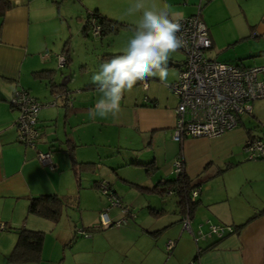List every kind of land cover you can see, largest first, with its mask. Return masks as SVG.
I'll list each match as a JSON object with an SVG mask.
<instances>
[{"label":"crops","instance_id":"obj_1","mask_svg":"<svg viewBox=\"0 0 264 264\" xmlns=\"http://www.w3.org/2000/svg\"><path fill=\"white\" fill-rule=\"evenodd\" d=\"M7 1L8 7L0 4L3 8L0 13V224H5L4 229L0 228V264H67L66 258L64 263L59 258L60 243L67 239L57 225L60 219L55 222L29 213L30 198L56 193L79 206L81 200L99 192L94 189L99 181L109 182L120 197H123L121 188L135 184L145 190L159 184L162 190L143 193L149 197V211L140 210L139 218L132 217L134 226L128 230L145 240L144 250L131 248L138 252V257L133 253L135 264H264V160L250 159L244 149L250 135H264V98L252 103V113L241 117L237 129L218 137H188L183 144L173 137L179 98L170 88L179 77L170 81L169 74L166 84L158 77L146 83L138 82L143 92L150 93L129 98L126 92L117 117L93 119L89 111L100 98V92L89 85L95 83L84 80L75 93L69 86L72 76H67L66 91H60L58 72L73 60L70 51L73 34L85 38L91 34L85 27L93 11L131 24L136 30L140 13L127 14L135 0ZM145 5L156 10L169 9L179 19L200 14L212 40V46L206 50L210 59L244 67L264 65V0H145ZM55 51H63L68 59L61 69L53 65L54 57L58 59L57 55L61 54ZM185 60L186 54L180 59L175 53L168 61V73L171 68H177L180 75ZM43 70L51 72L37 74ZM157 86L171 90L167 98L161 96ZM20 89L29 91L41 102H52L39 112L40 136L36 147L18 140L16 121L21 111L11 99ZM252 124L261 128L255 129L257 126ZM88 134L90 143L97 141L94 158L83 151L82 143ZM136 134L141 141L138 147L132 144ZM114 138L120 142L114 143ZM168 143L169 152L165 147ZM114 147H119L118 152ZM177 148L183 149V153H176ZM161 149L165 150L162 163ZM49 150L53 152L55 169L45 166L38 157L40 151ZM180 154L186 173L200 189L191 232L185 228L178 194L165 192L166 186L162 185L178 177L174 161ZM150 162L151 169L146 166ZM98 163L103 166L96 172ZM75 166L81 177L79 186L86 191L75 188L78 183ZM83 172L88 174L87 179L83 178ZM141 174L145 176L142 181L137 177ZM150 208L161 209L162 214L153 215ZM167 212L171 213L169 217ZM164 215L167 216L162 219ZM82 224L88 231L97 228ZM210 224L231 225L235 231L222 237L212 235L196 240L199 226L206 230ZM21 226L45 232L40 261L9 260L18 240L17 228ZM111 230L116 229L111 227L107 231ZM118 231L122 232L123 228ZM169 240L175 241V247L166 258L164 251ZM50 246L54 253L46 257ZM151 256L157 260H151Z\"/></svg>","mask_w":264,"mask_h":264},{"label":"built area","instance_id":"obj_2","mask_svg":"<svg viewBox=\"0 0 264 264\" xmlns=\"http://www.w3.org/2000/svg\"><path fill=\"white\" fill-rule=\"evenodd\" d=\"M182 36L185 46L181 48L186 54L185 63L179 78L170 88L179 98L177 107V123L174 128V139L184 141L188 137H218L237 128L241 117L252 113L253 102L264 98V65L240 66L210 59L206 50L212 46L208 26L200 14L181 18ZM100 27L92 24V33L98 35ZM58 66L67 63L65 54H59ZM21 114L16 121L18 140L28 146L36 147L40 136L38 116L42 108L52 105V102L39 101L25 89L17 90L12 99ZM54 102L53 104H55ZM250 159L264 160V135H250L244 145ZM41 162L50 169H55L53 152L40 151ZM184 170L183 156L178 155L174 161V171L177 175ZM101 188L107 194L106 183ZM200 189L193 191V200L198 198ZM111 206L121 205V202L111 197ZM126 211V210H125ZM184 225L192 231L190 214L184 215ZM125 221V219H124ZM102 226L115 224L107 211L101 213ZM118 224V222H117ZM4 229L5 224H0ZM81 234H86L80 229ZM231 225L210 224L209 230H200L195 234L196 240L216 235L222 237L234 232ZM168 251H173L175 241L169 240Z\"/></svg>","mask_w":264,"mask_h":264},{"label":"rangeland","instance_id":"obj_3","mask_svg":"<svg viewBox=\"0 0 264 264\" xmlns=\"http://www.w3.org/2000/svg\"><path fill=\"white\" fill-rule=\"evenodd\" d=\"M134 32H135L134 29L122 28L117 34L108 33L107 35H104L102 37L101 36L96 37L93 36V34L91 33L86 38L76 37V35L72 33L73 38L70 44L71 47L70 51L73 58L72 62H70L68 65H65L61 69L58 66V59L54 57L55 61L53 62V65L56 66L57 69L59 68L62 70L58 72V76L56 79L57 82L61 83L63 82L65 77L72 76V79L69 81V86L76 93L78 87L81 86L82 82H84V80L86 81L90 80L92 74L99 70L100 64H102L106 60H110L116 55L123 54L124 50L127 47L128 40L133 36ZM63 44L64 43H62V45ZM57 53H61V52L55 51V54ZM177 53L179 54L180 59L181 58L184 59L185 53L183 51L179 50ZM178 77H179V69L171 68V70L169 71L170 79L168 80L172 81ZM156 90L159 91L161 96H163L164 98H167V96L171 91L167 86L165 87L157 86ZM144 92L146 94V92L149 91H144ZM144 92L141 88V85L136 84L130 92H127V96L129 98H132V96L140 97L141 94H143ZM254 125L256 124H252V126ZM256 126L257 127H255V129L261 128L259 127L260 125H256ZM190 138L203 139V138H211V137H190ZM90 140H91V136L88 134V139H86L82 143L84 149L83 151H85V155L88 156L89 158H94L92 156H94V153L97 150V143H96L97 141L96 142L92 141L93 143H90ZM113 140L114 143L120 142L118 139L115 138ZM132 141H133L132 144L135 147H138L141 144V141L137 137V134ZM184 141L181 142L178 141V143L183 144ZM107 142H109V140ZM180 144H178V148ZM165 147H167L168 152L171 151L170 143H168V146ZM178 148L176 153L178 154L179 152L183 153V149L181 151V149L178 150ZM115 149H117L116 152H118L119 147H114L113 150ZM164 151H165L164 149L163 150L161 149L159 151V153L161 154L160 157L161 163L163 160L165 161V156L163 155L165 153ZM96 166H97L96 172H99L101 166L103 165L101 163H98ZM84 173L85 172H83V178L85 177L84 179H87L86 177L88 174L86 173L84 174ZM141 175L139 176L137 175V177L140 178L139 179L140 181L144 180L145 178L144 175L143 176ZM84 182H85L84 184L87 183L86 180ZM75 188L76 190H78V188L80 189L82 188L79 186L77 181ZM82 189L83 191L87 190L86 188H82ZM94 189L96 191H99L100 193L99 192L96 194L94 193L92 194L91 197L84 199V201L81 200L79 206H77L75 203L72 204L68 203V205L64 206L63 208L62 215L59 221L60 223L57 224L60 225L59 228L61 229L62 233L65 234V236H67L66 242L60 243L61 251L59 253L60 256L59 258L61 262L64 263L66 258L67 264H102L103 261H106L109 264H135L133 260V257H135V255L133 253L137 255L136 257H138V252L136 250H131V248L137 247V248H141V250H144L143 246L145 245V240L141 239V236H139V234L134 235V233H131L130 230H128V228L134 226L133 224L134 219L132 217L139 218L138 212L140 210H143L145 212L149 211V207H148L149 197L147 198L143 193L151 194L150 191L145 189H140L139 186L136 184L135 186H129L127 188L124 187V189L121 188V195L123 197L119 196V199L117 197L114 198L119 200L123 204V207L124 205L127 206V208L125 207L123 208L120 205L111 206V200H110L111 197L107 196L100 187ZM100 200H102V204H100ZM168 204H171V201ZM144 205L145 207L142 208ZM132 209L136 211L134 214ZM96 210H97V215L95 214ZM105 211H107L111 219L115 221V224H113L112 226H108V227L102 226L101 213ZM129 211H131V213H129ZM82 214L84 215V220ZM166 214L169 217V214L171 213L167 212ZM130 215L131 217L129 218ZM167 215H164L162 219H165L164 217H166ZM168 217L166 218L167 220L169 219ZM95 218L98 219L96 221H93ZM203 221L207 223V219ZM203 221L201 223L202 226H204ZM82 223H84L86 227L96 226L97 228L96 229L93 228V230L89 229L90 232L88 233L86 232V234H81V231L79 230L83 228ZM111 227L112 228L114 227L116 230H111V232L110 231L108 232L107 231L108 228ZM120 228H123L122 232L118 231V229L120 230ZM208 228L204 230L202 229V227L199 226L198 231L202 229L204 232H207ZM49 235H51L50 232ZM165 250L166 251L164 252L166 253L165 254L166 258L169 256V254H173L174 252V251L169 252L167 251V249ZM46 253H47L46 257L53 255L54 252L51 249V246L47 247ZM151 260L156 261L157 258L151 256ZM77 261H79L80 263H78Z\"/></svg>","mask_w":264,"mask_h":264},{"label":"clouds","instance_id":"obj_4","mask_svg":"<svg viewBox=\"0 0 264 264\" xmlns=\"http://www.w3.org/2000/svg\"><path fill=\"white\" fill-rule=\"evenodd\" d=\"M136 13H140V20L123 54L106 60L92 74L91 80L100 92V98L89 111L93 119L117 117L124 94L138 82L146 83L158 77L166 83L168 61L185 46L184 39L178 35L182 29L178 14L169 9L146 7L145 0H135L127 10L129 15Z\"/></svg>","mask_w":264,"mask_h":264},{"label":"trees","instance_id":"obj_5","mask_svg":"<svg viewBox=\"0 0 264 264\" xmlns=\"http://www.w3.org/2000/svg\"><path fill=\"white\" fill-rule=\"evenodd\" d=\"M0 4L3 5V8L8 7L10 5V3L7 0H0ZM1 7H0V13L2 14L3 8ZM92 24H96L100 27V32L98 34L99 36H104V35H107L108 33H118L122 28L135 29L133 25L125 23L123 21L110 19L106 17L105 15L101 14L99 11H93L89 15L87 22H86L85 30L88 32L91 30V33H92ZM47 72L50 73L51 71L43 70V71H39L37 74L42 76L43 74ZM54 73L55 71L53 70L52 76L54 75ZM89 86H92L93 88H98L96 84L89 85ZM60 88H61L60 91H66L65 86L60 85ZM183 164H184V158H183ZM146 166L151 169L152 163L151 162L147 163ZM74 169L77 174L78 184L81 186V177L78 171L79 169L77 166H75ZM103 182L106 183V188L108 192L106 195L110 197H117L119 199V196L113 191L109 182L99 181L97 183V186L101 188V184ZM162 185L166 186L165 189H163L165 192L171 190L178 194L179 196L178 203L180 207V212L183 213V215H186L189 213L192 218V215L199 203V200L197 198L193 200L192 194L194 190L199 188V185L194 184L192 182V180L186 173L185 165H184L183 172L179 174L176 179L166 180L164 181ZM159 188L160 187L158 184L154 188H151V189L147 188V190H150V191L157 190V191L162 192V190H159ZM143 189H146V188L144 187ZM66 200L67 199H65L64 197L56 193L32 196L30 198L28 211L29 213H32V214H35V215H38V216H41V217L57 222L62 215L64 206L68 205L69 203ZM121 205L123 207L122 203ZM124 207L127 208V206L125 205ZM150 212L156 216H159L162 214V210L157 209V208H150ZM129 213L131 212L129 211ZM83 230L87 233L90 232L85 229ZM17 231H18V240H17V243L13 251L11 252L9 256V260L11 262L40 261L42 258V250H43V243L45 239V232L42 230L30 229V228H27L26 226H21L17 228Z\"/></svg>","mask_w":264,"mask_h":264},{"label":"water","instance_id":"obj_6","mask_svg":"<svg viewBox=\"0 0 264 264\" xmlns=\"http://www.w3.org/2000/svg\"><path fill=\"white\" fill-rule=\"evenodd\" d=\"M61 84H62L63 86H65V85L67 84V82H65V78H64L63 82H61Z\"/></svg>","mask_w":264,"mask_h":264}]
</instances>
